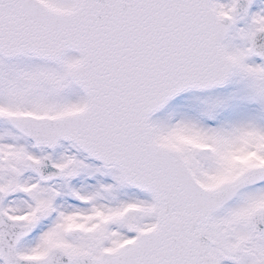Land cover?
Here are the masks:
<instances>
[{
    "label": "snow or ice",
    "instance_id": "1",
    "mask_svg": "<svg viewBox=\"0 0 264 264\" xmlns=\"http://www.w3.org/2000/svg\"><path fill=\"white\" fill-rule=\"evenodd\" d=\"M0 264H264V0H0Z\"/></svg>",
    "mask_w": 264,
    "mask_h": 264
}]
</instances>
